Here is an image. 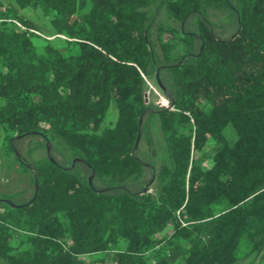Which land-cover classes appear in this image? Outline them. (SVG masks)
I'll return each mask as SVG.
<instances>
[{
	"label": "trees",
	"instance_id": "trees-1",
	"mask_svg": "<svg viewBox=\"0 0 264 264\" xmlns=\"http://www.w3.org/2000/svg\"><path fill=\"white\" fill-rule=\"evenodd\" d=\"M13 3L46 18L62 49L0 0V168L12 157L32 190L22 202L0 196V264H236L242 241L260 255L264 0ZM209 9L229 11L226 38ZM156 69L166 106L144 103ZM110 104L115 119L103 126ZM153 116L163 156L145 181ZM22 135L38 140L17 160L8 140ZM44 140L61 161L35 156ZM26 166L37 179L30 203ZM91 172L92 188L106 191L88 186Z\"/></svg>",
	"mask_w": 264,
	"mask_h": 264
},
{
	"label": "rangeland",
	"instance_id": "rangeland-1",
	"mask_svg": "<svg viewBox=\"0 0 264 264\" xmlns=\"http://www.w3.org/2000/svg\"><path fill=\"white\" fill-rule=\"evenodd\" d=\"M4 3L12 6V8L30 22L34 23L38 30L42 33V36L45 37L50 43L60 49L62 46L60 42L56 40L53 31L48 23V20L42 17L37 10H32L29 8L18 9L13 0H2ZM160 20H165V14L160 12L158 15ZM207 17L209 22L213 25V32L216 37L226 38L233 31V20L227 9L222 10H207ZM167 24L171 25L176 31H178V24L171 21H167ZM177 38V35H176ZM36 46H38L39 40H34ZM183 53V47L181 44L175 46L171 55L173 57H178ZM144 100L145 105L151 106H166L167 100L157 87L154 74L150 73L144 82ZM145 117V116H144ZM115 119V109L112 104L109 105L107 115L104 119L103 126L110 125ZM149 134L152 139V149L153 154L151 156H142V159L145 160L147 165H150L152 168V173L150 171H145L144 180H148L151 177H154L155 171L159 162L163 156V141L159 132L157 118L155 116L149 119ZM2 136L0 134V144ZM32 138H22L17 140L14 143V147L18 155L25 156L24 151ZM32 140H38L33 138ZM138 145L140 151L137 152V157L141 158L143 154V143L139 140ZM45 153L43 151H38L35 156L43 157ZM53 159L56 161H61L58 155L53 154ZM31 174L23 171L19 166L14 165L12 157H8L0 168V196L5 195L9 196L14 202H22L30 197L31 195V185H30ZM152 179L147 186V189L151 188ZM246 244L242 241L237 250V262L236 264H264V250L258 256H253L252 254H247Z\"/></svg>",
	"mask_w": 264,
	"mask_h": 264
},
{
	"label": "water",
	"instance_id": "water-1",
	"mask_svg": "<svg viewBox=\"0 0 264 264\" xmlns=\"http://www.w3.org/2000/svg\"><path fill=\"white\" fill-rule=\"evenodd\" d=\"M162 68H163V67H162ZM157 75H158V69H156L155 72H154V80H155V83H156L157 87H158V88L160 89V91L164 94V93H165V90L163 89V87H162L161 84L159 83V81H158V76H157ZM143 97H144V95H143ZM144 102H145V100H144ZM146 111H147V112H152L150 109H146V110L142 113V115H143ZM142 115H141V116L139 117V119H138V124H139V125H140V123H141ZM29 135L32 136V135H35V133H30ZM23 137H24V135H22V136H18V137H15V138H11V139L8 140L9 145H10V147H11V149H12V153H13L14 157H15L17 160H19V155H18V153L16 152V150H15V148H14V146H13V141H14V140H19V139H21V138H23ZM138 141H139V132H137V135H136V138H135V141H134V145H133V148H132V153L135 151V149H136V147H137V144H138ZM44 148H45V155H46L47 159L49 160V162L52 163V164H55V162L53 161V159L50 157V145H49V142L46 141V140H44ZM80 162H81V161L78 160V159H73V160L71 161V163H70L69 168H72L73 165H74V163H80ZM146 166H148V165H146ZM26 167L30 169V171L32 172V176H33V182H32L33 193H32V197H31V199L27 202V203H30V202L34 199L35 194H36V190H37V179H36V176H35V173H34L33 168H32L31 166H26ZM148 167L151 169V171H153L152 168H151L150 166H148ZM69 168H63V170H68ZM92 177H93V172H91V174H90V175L88 176V178H87L88 186H89L91 189H93V188H92V184H91ZM148 185H149V183L145 184L144 187L142 188V190H141L140 192H141V193L145 192L146 189H147V186H148ZM119 188H120V187H119ZM93 191H94L95 193H100V192H104V191H106V190H101V189L97 190V189H93ZM2 201H3L5 204L9 205L11 208H15V207H21V206H23V205H15V204L11 203L9 200H2Z\"/></svg>",
	"mask_w": 264,
	"mask_h": 264
}]
</instances>
